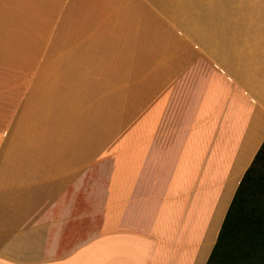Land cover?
<instances>
[{
  "label": "crops",
  "instance_id": "0c3cea01",
  "mask_svg": "<svg viewBox=\"0 0 264 264\" xmlns=\"http://www.w3.org/2000/svg\"><path fill=\"white\" fill-rule=\"evenodd\" d=\"M0 53V264H207L264 169V0H1Z\"/></svg>",
  "mask_w": 264,
  "mask_h": 264
},
{
  "label": "trees",
  "instance_id": "16d2710c",
  "mask_svg": "<svg viewBox=\"0 0 264 264\" xmlns=\"http://www.w3.org/2000/svg\"><path fill=\"white\" fill-rule=\"evenodd\" d=\"M207 264H264V169L255 179L244 176Z\"/></svg>",
  "mask_w": 264,
  "mask_h": 264
},
{
  "label": "rangeland",
  "instance_id": "374dc122",
  "mask_svg": "<svg viewBox=\"0 0 264 264\" xmlns=\"http://www.w3.org/2000/svg\"><path fill=\"white\" fill-rule=\"evenodd\" d=\"M159 1L160 0H158V2ZM0 2H1V0H0ZM5 54L8 55L7 53H5ZM13 54H15V53H13ZM6 55L0 53V68L2 71L7 66H9V68H15V66H16L17 59H16L15 55L12 57H10V56L8 57ZM10 71L11 70H8L7 72H10Z\"/></svg>",
  "mask_w": 264,
  "mask_h": 264
}]
</instances>
